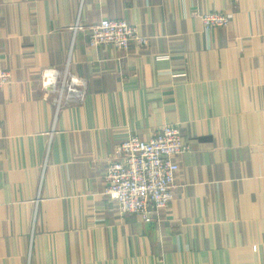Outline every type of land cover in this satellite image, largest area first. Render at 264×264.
Returning a JSON list of instances; mask_svg holds the SVG:
<instances>
[{
    "label": "crops",
    "instance_id": "crops-1",
    "mask_svg": "<svg viewBox=\"0 0 264 264\" xmlns=\"http://www.w3.org/2000/svg\"><path fill=\"white\" fill-rule=\"evenodd\" d=\"M105 18L147 46L90 48ZM69 59L86 88L58 103L41 71ZM0 68V264H264V0H0ZM164 125L189 145L174 199L122 215L115 149Z\"/></svg>",
    "mask_w": 264,
    "mask_h": 264
},
{
    "label": "built area",
    "instance_id": "built-area-1",
    "mask_svg": "<svg viewBox=\"0 0 264 264\" xmlns=\"http://www.w3.org/2000/svg\"><path fill=\"white\" fill-rule=\"evenodd\" d=\"M231 16L219 11L204 13L201 20L206 29L225 27ZM77 21L73 30L82 29ZM149 37L140 34L138 27L126 19H102L89 29L88 46L97 49L112 45L126 50L130 44L147 46ZM69 59L63 68L48 67L41 71L45 89L54 93L57 102L82 98L86 81L70 68ZM12 74L0 68V91L11 83ZM189 150L178 126L164 125L148 140L130 135L117 145L105 173V195L122 214H134L145 222L166 210L174 199L180 164L177 160Z\"/></svg>",
    "mask_w": 264,
    "mask_h": 264
}]
</instances>
